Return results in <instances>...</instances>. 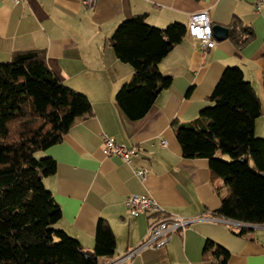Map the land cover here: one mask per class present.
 <instances>
[{
    "label": "crops",
    "instance_id": "1",
    "mask_svg": "<svg viewBox=\"0 0 264 264\" xmlns=\"http://www.w3.org/2000/svg\"><path fill=\"white\" fill-rule=\"evenodd\" d=\"M201 10L207 11L211 25L228 27L239 19L252 37L239 48L227 35L203 52L199 40L185 33L158 64L171 77L169 86L143 117H127L115 95L133 69L115 57L108 43L116 26L144 14L152 26L177 21L186 27L190 14ZM30 49H44L49 69L87 96L92 108L75 120L61 142L40 153L56 161L55 173L43 178L61 208L56 227L90 252L97 222L106 219L116 247L101 264H219L211 252L203 253L207 240L228 250L225 264H264V225L238 226L239 221L228 224L213 215L228 187L211 174L207 158L182 156L171 126L173 120L195 119L210 104L223 70L238 66L261 100L254 134L264 137V4L255 10L253 0H96L86 8L80 0H0V62ZM103 135L138 147V155L128 163L104 155ZM216 154L224 158L220 151ZM136 169H144L145 176L139 177ZM130 194L150 196L167 213L191 222L164 245L140 248L123 260L146 239L152 219L149 212H128L125 199Z\"/></svg>",
    "mask_w": 264,
    "mask_h": 264
},
{
    "label": "trees",
    "instance_id": "2",
    "mask_svg": "<svg viewBox=\"0 0 264 264\" xmlns=\"http://www.w3.org/2000/svg\"><path fill=\"white\" fill-rule=\"evenodd\" d=\"M185 33L180 22L152 26L144 14L114 29L108 43L115 57L133 69L115 95L130 119L143 117L171 83L158 64ZM228 37L241 48L252 30L234 18ZM209 100L192 121L171 123L182 156L207 158L211 174L228 187L214 216L264 225V137L254 134L261 100L238 66L223 70ZM91 111L87 96L49 69L44 49L15 51L0 62V264H101V258L113 256L116 239L106 219L97 222L90 252L55 226L61 208L43 183L55 173L56 161L40 153L61 142L75 120ZM151 218L149 226L159 215ZM209 252L219 264L229 256L212 240L204 245L203 253Z\"/></svg>",
    "mask_w": 264,
    "mask_h": 264
},
{
    "label": "built area",
    "instance_id": "3",
    "mask_svg": "<svg viewBox=\"0 0 264 264\" xmlns=\"http://www.w3.org/2000/svg\"><path fill=\"white\" fill-rule=\"evenodd\" d=\"M14 3L23 2L24 0H10ZM82 5L86 8L94 5L96 0H80ZM264 4V0H253V7L259 10ZM212 25L208 19L207 11L201 10L191 13L186 25V33L192 38L199 40L201 49L206 52L212 48L217 40L212 33ZM165 141H163L164 143ZM101 151L106 156H118L125 162H130L132 157L137 156L139 148L136 146H126L118 143L113 137L108 135L102 136ZM136 174L139 177L145 176L144 169H136ZM125 207L131 215H138L140 213L149 212L156 213L159 218L156 219L151 226L148 227L146 239L139 243L135 249L127 252L123 260L133 256L140 248L143 247H160L167 243L171 235L177 231L184 230L191 222L190 219L180 217L178 215H171L164 211V209L150 196L130 194L125 199ZM216 217V216H215ZM220 218V217H219ZM228 224H235L236 221L222 218ZM238 226H243L244 223L237 222Z\"/></svg>",
    "mask_w": 264,
    "mask_h": 264
},
{
    "label": "water",
    "instance_id": "4",
    "mask_svg": "<svg viewBox=\"0 0 264 264\" xmlns=\"http://www.w3.org/2000/svg\"><path fill=\"white\" fill-rule=\"evenodd\" d=\"M212 33L216 40H222L228 35V27L222 24H212Z\"/></svg>",
    "mask_w": 264,
    "mask_h": 264
},
{
    "label": "rangeland",
    "instance_id": "5",
    "mask_svg": "<svg viewBox=\"0 0 264 264\" xmlns=\"http://www.w3.org/2000/svg\"><path fill=\"white\" fill-rule=\"evenodd\" d=\"M224 155V159L225 160H229V157L226 155V154H223ZM237 229H240L239 227H236Z\"/></svg>",
    "mask_w": 264,
    "mask_h": 264
}]
</instances>
